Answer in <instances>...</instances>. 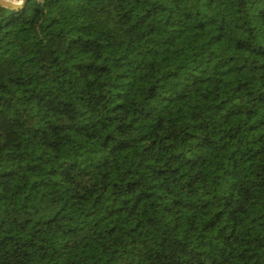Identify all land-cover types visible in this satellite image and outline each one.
Returning a JSON list of instances; mask_svg holds the SVG:
<instances>
[{
    "label": "trees",
    "instance_id": "1",
    "mask_svg": "<svg viewBox=\"0 0 264 264\" xmlns=\"http://www.w3.org/2000/svg\"><path fill=\"white\" fill-rule=\"evenodd\" d=\"M0 264H264V0L0 4Z\"/></svg>",
    "mask_w": 264,
    "mask_h": 264
},
{
    "label": "water",
    "instance_id": "2",
    "mask_svg": "<svg viewBox=\"0 0 264 264\" xmlns=\"http://www.w3.org/2000/svg\"><path fill=\"white\" fill-rule=\"evenodd\" d=\"M26 1L27 0H0V4L15 10L21 8L26 3Z\"/></svg>",
    "mask_w": 264,
    "mask_h": 264
},
{
    "label": "rangeland",
    "instance_id": "3",
    "mask_svg": "<svg viewBox=\"0 0 264 264\" xmlns=\"http://www.w3.org/2000/svg\"><path fill=\"white\" fill-rule=\"evenodd\" d=\"M16 1H20V0H16Z\"/></svg>",
    "mask_w": 264,
    "mask_h": 264
}]
</instances>
